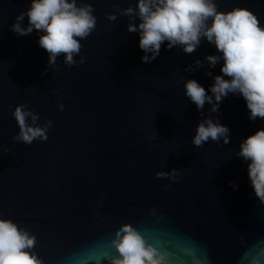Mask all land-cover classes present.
<instances>
[{"label": "water", "instance_id": "95a60500", "mask_svg": "<svg viewBox=\"0 0 264 264\" xmlns=\"http://www.w3.org/2000/svg\"><path fill=\"white\" fill-rule=\"evenodd\" d=\"M83 2L97 17L81 41L84 63L68 67L61 55L45 72L43 33L11 30L30 0H0V218L37 237L44 264H109L117 255L110 234L124 223L147 229L149 242L179 264H264V204L249 180L250 162L235 155L246 137L264 129V120H249L244 98L231 93L218 113L210 114L206 103L202 116L184 92V81L209 90L222 75L223 61L215 68L194 65L219 54L215 46L203 40L185 54L165 43L155 60L143 63L139 33L127 31L128 19H107L114 5L135 7L136 0ZM216 3L221 11L246 7L264 26V0ZM18 104L33 108L39 124L53 122L47 141L12 140ZM208 115L229 128V144L191 143ZM173 168L181 171L178 181L156 178Z\"/></svg>", "mask_w": 264, "mask_h": 264}, {"label": "clouds", "instance_id": "9594fccd", "mask_svg": "<svg viewBox=\"0 0 264 264\" xmlns=\"http://www.w3.org/2000/svg\"><path fill=\"white\" fill-rule=\"evenodd\" d=\"M114 9L107 19L112 22L118 16L128 19L127 31L139 33V48L145 53L141 57L143 63L155 60L165 43L166 50L180 47L185 54L194 53L203 40L215 46L219 54L206 55L204 61L196 59L194 65L200 68L206 61L209 68H215L223 61L222 75L214 77L209 90L195 79L184 81L183 85L185 95L202 116L206 103L211 105L210 114L218 113L223 99L231 93L244 98L249 120H264V26L253 11L246 7L221 11L216 0H136L135 7L120 8L116 4ZM94 12L93 5L83 0L79 4L77 0H30V7L15 17L11 30L18 36H27L33 30L43 33L38 44L49 56L45 72L49 66L56 68L61 55L66 66H78L84 63L81 41L88 38L97 25ZM25 17L28 19L26 27L23 26ZM76 56H80L79 61ZM185 70L193 68L189 66ZM205 74L212 76L210 71ZM58 109L63 111V103L58 104ZM11 114L19 129L12 137L14 142L31 145L34 141H47L48 131L53 127L51 120L39 124L40 116L27 104L16 105ZM209 140L230 143L229 128L211 115L198 122L191 143L202 148ZM235 155L250 162L248 177L255 196L264 204V129L246 137ZM180 175L181 171L175 168L155 173L157 179L172 182L178 181ZM231 186L237 188L235 183ZM168 187L170 185H164L165 189ZM150 214L155 215L156 210L150 209ZM145 231L147 229L124 223L110 234V244L117 255L107 258L109 264H179L169 259L167 250L150 243ZM36 245L34 234L11 219L0 218V264H44L35 252Z\"/></svg>", "mask_w": 264, "mask_h": 264}]
</instances>
